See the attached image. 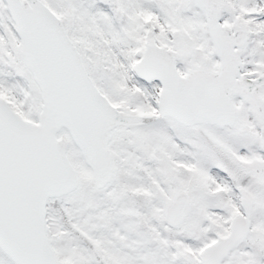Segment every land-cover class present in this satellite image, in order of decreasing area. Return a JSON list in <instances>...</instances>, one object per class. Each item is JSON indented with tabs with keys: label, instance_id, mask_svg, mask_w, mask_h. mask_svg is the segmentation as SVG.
<instances>
[{
	"label": "snow or ice",
	"instance_id": "snow-or-ice-1",
	"mask_svg": "<svg viewBox=\"0 0 264 264\" xmlns=\"http://www.w3.org/2000/svg\"><path fill=\"white\" fill-rule=\"evenodd\" d=\"M0 264H264V0H0Z\"/></svg>",
	"mask_w": 264,
	"mask_h": 264
}]
</instances>
